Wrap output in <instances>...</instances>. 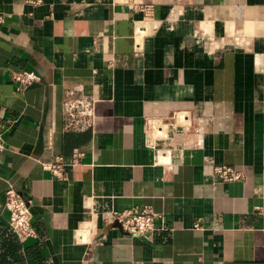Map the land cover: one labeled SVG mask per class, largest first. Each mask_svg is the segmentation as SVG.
<instances>
[{
    "label": "crops",
    "instance_id": "crops-1",
    "mask_svg": "<svg viewBox=\"0 0 264 264\" xmlns=\"http://www.w3.org/2000/svg\"><path fill=\"white\" fill-rule=\"evenodd\" d=\"M30 1L0 0V264H264V0ZM71 88L91 128L63 129ZM9 186L36 237L8 229ZM144 206L150 236L110 221Z\"/></svg>",
    "mask_w": 264,
    "mask_h": 264
},
{
    "label": "built area",
    "instance_id": "built-area-1",
    "mask_svg": "<svg viewBox=\"0 0 264 264\" xmlns=\"http://www.w3.org/2000/svg\"><path fill=\"white\" fill-rule=\"evenodd\" d=\"M30 2H40V0H31ZM145 17H149L151 8L149 5L140 6ZM0 12V22L5 18ZM12 79L19 87H26L40 80V76L33 70L18 67L11 74ZM96 100L80 88H71L66 90L61 105V111L64 116L63 129L67 131H82L91 128L95 120ZM4 148V137L0 132V151ZM163 153L170 152V149L157 150ZM78 152L72 154V161L78 159ZM43 168L52 172L53 175H63V163L60 157L54 158L50 162L42 164ZM213 174L220 181H230L242 177V173L230 166L217 165L213 167ZM4 208L8 212V229L19 239L36 237V231L32 224V215L30 210V201L25 199L12 186L6 188L4 192ZM163 221L160 213L153 211L150 206H144L140 209L129 208L114 212L110 216V221L119 223L121 230L131 235L150 236L157 227L155 220Z\"/></svg>",
    "mask_w": 264,
    "mask_h": 264
},
{
    "label": "bare ground",
    "instance_id": "bare-ground-1",
    "mask_svg": "<svg viewBox=\"0 0 264 264\" xmlns=\"http://www.w3.org/2000/svg\"><path fill=\"white\" fill-rule=\"evenodd\" d=\"M152 131H153L154 133L157 132V126H156L155 124H153V123H152Z\"/></svg>",
    "mask_w": 264,
    "mask_h": 264
},
{
    "label": "water",
    "instance_id": "water-1",
    "mask_svg": "<svg viewBox=\"0 0 264 264\" xmlns=\"http://www.w3.org/2000/svg\"><path fill=\"white\" fill-rule=\"evenodd\" d=\"M114 225H116L117 227H119V228H120V225H119V223H117L116 221L114 222Z\"/></svg>",
    "mask_w": 264,
    "mask_h": 264
},
{
    "label": "rangeland",
    "instance_id": "rangeland-1",
    "mask_svg": "<svg viewBox=\"0 0 264 264\" xmlns=\"http://www.w3.org/2000/svg\"><path fill=\"white\" fill-rule=\"evenodd\" d=\"M154 124V123H153Z\"/></svg>",
    "mask_w": 264,
    "mask_h": 264
}]
</instances>
